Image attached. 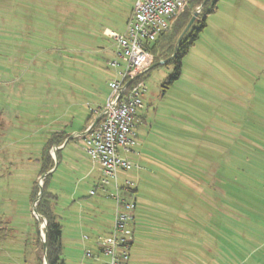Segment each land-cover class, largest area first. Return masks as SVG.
I'll return each instance as SVG.
<instances>
[{"label":"rangeland","instance_id":"obj_1","mask_svg":"<svg viewBox=\"0 0 264 264\" xmlns=\"http://www.w3.org/2000/svg\"><path fill=\"white\" fill-rule=\"evenodd\" d=\"M203 2L186 8L191 18ZM132 4L135 0H0V264H38L39 255L45 258L40 240L44 243L46 223L34 214L40 200L34 202L32 193L35 183L43 191L49 176L39 175L43 153L54 138H73L66 149L52 147L57 160L53 157L46 187L62 226L65 264L92 262L85 250L112 231L115 189L108 185L102 191L103 174L76 134L106 103L109 84L122 70L110 64L125 66L116 39L106 31L125 34ZM152 62L142 82L135 144L120 150L133 165L119 171L120 185L129 180L138 192L180 193L188 189L185 175L194 184V176L208 182L207 169L218 171L207 204L206 198H199L200 206L198 196H185L197 204L194 210L202 208L206 227L200 234L194 223V237L198 227L202 244L187 249L190 257L178 254L173 264L184 259L264 264V0H219L172 85L165 84L175 66L153 68L161 62L154 56Z\"/></svg>","mask_w":264,"mask_h":264},{"label":"built area","instance_id":"obj_2","mask_svg":"<svg viewBox=\"0 0 264 264\" xmlns=\"http://www.w3.org/2000/svg\"><path fill=\"white\" fill-rule=\"evenodd\" d=\"M191 0H135L132 15L124 35L112 33L120 52L117 56L125 60L121 67L118 61L113 68H122L117 78L109 84L110 94L100 111L99 123L90 126L80 135L84 139L87 153L102 171L100 187L113 185L115 194V218L108 236L99 238L100 255L86 252L87 258L101 264H130L131 248L134 242V212L136 201L133 197V182L119 183V171L133 168L131 161L122 156L120 150L129 151L135 144V121L143 106L144 84H134L135 80L151 66L153 56L149 48L158 37L169 31L178 15L185 11ZM103 255L106 261L100 260Z\"/></svg>","mask_w":264,"mask_h":264},{"label":"crops","instance_id":"obj_3","mask_svg":"<svg viewBox=\"0 0 264 264\" xmlns=\"http://www.w3.org/2000/svg\"><path fill=\"white\" fill-rule=\"evenodd\" d=\"M133 8L134 5L132 4L131 13L133 12ZM112 33L115 32L106 31L108 37H110ZM103 106L93 110L92 116L86 122L85 127L82 130V134L100 117V111ZM213 106L215 108L214 112L217 114V112H219L218 104L214 103ZM76 135L77 138L84 141V139L80 137L81 134ZM71 139L73 138H70L69 140ZM69 140L67 142L65 141L64 144L66 143V145L63 144L60 148L63 147L66 149ZM93 165V168L98 166V170L102 172L98 163L93 162ZM209 171L210 169H207L206 174L210 175L211 173V181L207 182V179H203L202 175H198L192 178V180L194 179V184H190L188 182V176L184 174V180L188 183H186L188 189H185L180 193L160 189H144L142 192H138L139 189L135 186L132 191L133 197L136 201V209L134 212V242L131 248L130 264H143L146 262L151 264H173V262H176L178 254H181V258L184 256L187 257V255L190 257L191 255L189 253H185L187 249H191L193 244H202L203 238L201 235L198 236V233L201 229V234V231L206 227V215L201 212V207L194 210L195 205L197 204L194 205L193 201L191 199L187 200L185 196L191 197L196 195L198 196V200H200L199 198H206L205 200L201 199L199 202L198 200L195 202H198L201 206V202L203 203L204 200V203L207 204V189L211 186V182L214 183L218 181V171ZM153 177L158 178V175H153ZM133 179L137 180V178ZM192 192L193 194H191ZM198 215H200V223L198 222ZM194 223L196 226L200 224V229L197 227L195 237L193 231ZM106 236H108V234L97 236L93 248L95 251L91 248H87L84 255L86 252L100 255L98 240L99 238ZM85 239L89 238L85 237L84 240ZM85 259L92 261L89 264H101L100 261H95L86 256ZM181 263L188 264L190 262H187V260L184 259V262L181 261Z\"/></svg>","mask_w":264,"mask_h":264},{"label":"trees","instance_id":"obj_4","mask_svg":"<svg viewBox=\"0 0 264 264\" xmlns=\"http://www.w3.org/2000/svg\"><path fill=\"white\" fill-rule=\"evenodd\" d=\"M202 0H191L190 4L192 7L195 5H200ZM205 1V0H203ZM219 0H210L207 3V6L204 9L203 15L201 18L196 22V25H193L190 31L185 35V37L181 40L178 44V39L181 34L184 32L185 28L187 27L188 23L190 22V12L189 9L183 12L178 20V23H175L172 27V32L162 33L155 43L149 48V52L151 55L155 57L156 63L159 61H166L165 65L171 64L175 66V73L168 77L166 80V86L172 85L175 81L180 79L182 73V62L184 57L189 53L190 49L195 45L197 40L200 37V34L203 32L204 28L207 26V15L211 14L216 11L217 3ZM163 46L160 48V44ZM178 44V46H177ZM176 53L175 52V48ZM160 53L157 54V51ZM153 63V62H152ZM150 70L146 71L145 73L141 74L134 82V84H141L146 74L149 73ZM66 137H59L57 140L52 139L49 141L47 145V149L45 154L43 153V164L42 169L40 171V176L50 172L54 169V159L50 154V151L54 145L57 147H61L65 142ZM52 175V174H51ZM49 175V176H51ZM49 176L45 179L43 185V193L41 199L37 206V212L41 215V217L46 221L47 225L45 228L46 237V258L47 264H65L64 259L62 257V226L58 222L57 217L54 213L52 200L54 199V195L47 191V183ZM40 190L38 188V183L34 184L33 193H32V200L35 202ZM38 224V222H37ZM41 252L45 251L44 243L41 242ZM45 258H41L40 255L38 257V264H45Z\"/></svg>","mask_w":264,"mask_h":264},{"label":"water","instance_id":"obj_5","mask_svg":"<svg viewBox=\"0 0 264 264\" xmlns=\"http://www.w3.org/2000/svg\"><path fill=\"white\" fill-rule=\"evenodd\" d=\"M208 1H209V0H205V1L203 2V4L200 6V8L198 9V11L195 12V14H194L193 17L191 18L190 22L188 23L187 27L185 28L183 34L180 36V38H179V40H178V43H180L181 40L185 37V35L190 31L191 27H192L193 24L196 22V20H197V18H198V15L200 14L201 10L205 7V5L207 4ZM165 63H166V61H161V62H159L158 64L154 65L153 68L156 67V66H158V65H164ZM148 70H150V69H148ZM148 70H147V71H148ZM100 119H101V117H99V118L95 121V123L92 125V127L96 126V125L99 123ZM64 145H66V143H65ZM55 150H56V148H55ZM52 154H53V157L57 160V157H56V155H55V152L52 153ZM52 172H54V169L51 170L50 172H48V175H51ZM42 193H43V191H41V192L39 193V197L37 198L36 202H38V201L40 200V198H41V196H42ZM34 214H35V216H36L38 219H39V218H42V217L38 214L36 208H34ZM45 223H46V221H45ZM46 225H47V223H46ZM46 237H47V235H46V233H45V234H44V238H45V240H44V248H45V264H47V258H46V244H45V242H46Z\"/></svg>","mask_w":264,"mask_h":264},{"label":"flooded vegetation","instance_id":"obj_6","mask_svg":"<svg viewBox=\"0 0 264 264\" xmlns=\"http://www.w3.org/2000/svg\"><path fill=\"white\" fill-rule=\"evenodd\" d=\"M209 1H210V0H209ZM209 1H208V2H209ZM208 2H207V3H208Z\"/></svg>","mask_w":264,"mask_h":264}]
</instances>
